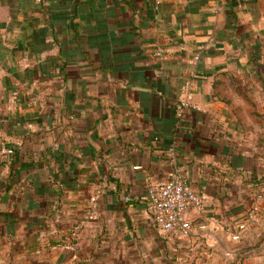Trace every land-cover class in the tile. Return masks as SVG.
Segmentation results:
<instances>
[{"label": "crops", "instance_id": "0c3cea01", "mask_svg": "<svg viewBox=\"0 0 264 264\" xmlns=\"http://www.w3.org/2000/svg\"><path fill=\"white\" fill-rule=\"evenodd\" d=\"M68 18L81 26V48L69 42ZM96 35L114 36L100 44L115 52L141 50L140 68L98 69L108 56L89 44ZM241 78L249 86L236 92ZM0 87L15 101L0 144L21 156L0 159V178L18 175L7 200L0 191V233L29 256L49 252L54 264L189 259L195 244L148 214L149 186L177 172L204 197L203 216L234 223L259 186L252 179L264 174V105L256 112L248 101H264V0H0ZM30 177L44 190L31 210L22 187ZM192 217L198 229L211 225Z\"/></svg>", "mask_w": 264, "mask_h": 264}, {"label": "rangeland", "instance_id": "374dc122", "mask_svg": "<svg viewBox=\"0 0 264 264\" xmlns=\"http://www.w3.org/2000/svg\"><path fill=\"white\" fill-rule=\"evenodd\" d=\"M241 79L243 80V78ZM232 85V89H235L236 92H242L244 88L247 89L249 86L244 80L236 81ZM3 90L5 91L3 88L0 89V123L7 121L8 115H13L15 103L11 96L8 97V94L3 97ZM236 99V102L240 101L238 98ZM248 99L256 112L259 106L264 105L263 100L260 101L250 97ZM40 101L41 98L38 96L33 100V103ZM250 104H248L249 108L251 107ZM258 122L261 125L264 123V113L259 116ZM253 132L256 133L257 131ZM261 132L264 133L263 130ZM1 133L3 132H0L2 138ZM3 137L12 138L6 132ZM10 153V149L6 147L3 149V145L0 144V159L8 158ZM262 166L264 167V164ZM253 187L254 190L244 197L246 207L239 213L240 217L235 221L236 223L234 222L235 224L230 220H226L225 216V220L217 216H203L205 210L204 200V210L197 213V215L200 218L203 217L212 221L211 225L203 222L199 226L202 231H206L205 233L197 228L198 224H195V218H193L192 230L187 234L164 231L177 236L179 239H188L196 246L195 249H192L189 259L172 256L171 264H264V188L254 185ZM224 222L227 225H224ZM74 236L77 237V234L75 233ZM201 252H204L201 255L202 258L199 255ZM52 257L53 254L49 252L43 257L34 254L29 256L22 250L21 244L15 242L10 236L0 233V264H54L51 260ZM154 263L160 264L158 261ZM61 264H67V262Z\"/></svg>", "mask_w": 264, "mask_h": 264}, {"label": "built area", "instance_id": "2783aa9c", "mask_svg": "<svg viewBox=\"0 0 264 264\" xmlns=\"http://www.w3.org/2000/svg\"><path fill=\"white\" fill-rule=\"evenodd\" d=\"M188 106V100L181 102L179 114ZM142 200L156 226L165 232L187 234L193 227L192 215L204 210L203 196L177 172L166 181L151 184Z\"/></svg>", "mask_w": 264, "mask_h": 264}, {"label": "trees", "instance_id": "16d2710c", "mask_svg": "<svg viewBox=\"0 0 264 264\" xmlns=\"http://www.w3.org/2000/svg\"><path fill=\"white\" fill-rule=\"evenodd\" d=\"M91 2L93 3V2H95V0H91ZM92 9H94V8H92ZM65 21L68 24L69 28H71L73 30V34H72V36H70L73 38L70 39L69 42H74L81 48V43L78 40V38H80V35L82 34L80 24L78 22L76 23L75 19H72V18L65 19ZM88 37L90 38V36H88ZM101 38L110 39V42L114 41V39H115L114 36L101 37V35L100 36H98V35L94 36L93 41H90L88 39L89 44H92L94 46H99V52L98 53L100 54L99 56H100V59L102 61H103L105 56H108L107 64H104V62H102V65L98 69H100L103 72H105V71L115 72V71H131V70H136V69L140 68L139 66L135 65V62L140 60L141 53H142L141 50H133L132 49L133 51L132 50L116 51V52L121 53V57L115 58V57H112V54L116 53V52L111 48H109V49L104 48L103 46L109 45V42H106L105 44H100ZM123 38H125V37L123 36ZM91 42H93V43H91ZM62 53L66 59V63H68V61L70 59H72V55H68L67 53H65V51H62ZM110 60H112L113 62ZM123 61H124L123 65L118 66V67L115 66V64L122 63ZM65 81H67V80H65ZM179 106L180 105L175 107V114H177V111L179 113ZM183 112H182V114H183ZM182 114H181V116H182ZM19 152L20 151L18 150V148L14 147V150L11 149V153L8 155L9 157L6 160H9L13 163V160H15L16 155L21 157L19 155ZM17 176L18 175L16 173H14V174L10 173L7 178H0V191H5V194L3 196V198L5 200L8 199L10 191L12 189H14L13 188L14 184H16V183L18 184V182L16 181V179H18ZM252 183L259 185V186L254 185L256 187H260V188L263 187L264 188V174H262L261 177L253 178ZM5 185H7V186L5 187ZM22 187H23V192H25L24 205L26 204V208L31 210V209H35L36 207H38L39 203L36 199V194L44 193V190L41 188V184L38 181H36L34 179V177H30L26 180V182L24 184H22ZM56 188L59 189L60 191L55 190V192L57 194H60V196H61L63 193L62 191L65 190V183L60 182L59 184H57ZM55 213H56V210H54L53 212H48V214L46 216L47 219L52 218ZM45 222H46V218H44L42 221L40 219L37 221V225H39L40 228L36 232V235L40 234L42 232L41 228H43L42 226ZM35 245H36V243L34 242L32 247H35Z\"/></svg>", "mask_w": 264, "mask_h": 264}]
</instances>
